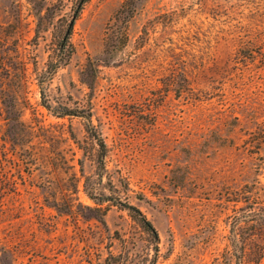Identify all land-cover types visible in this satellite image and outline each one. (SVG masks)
<instances>
[{
    "label": "rangeland",
    "instance_id": "rangeland-1",
    "mask_svg": "<svg viewBox=\"0 0 264 264\" xmlns=\"http://www.w3.org/2000/svg\"><path fill=\"white\" fill-rule=\"evenodd\" d=\"M75 2L0 0V264H264V222L225 255L244 195L264 207V0H132L110 27L123 0H87L46 77Z\"/></svg>",
    "mask_w": 264,
    "mask_h": 264
},
{
    "label": "trees",
    "instance_id": "trees-1",
    "mask_svg": "<svg viewBox=\"0 0 264 264\" xmlns=\"http://www.w3.org/2000/svg\"><path fill=\"white\" fill-rule=\"evenodd\" d=\"M87 0H76V2L71 7V12L67 17L63 19L64 25L60 27L59 36L53 43V47L51 49V53L49 55V60L47 62V70H46V77L51 76L58 67L62 64H65L72 51L73 47L70 42V34L72 32V28L74 25L75 20L79 16L81 10L83 9L84 4ZM133 8L132 0H123L120 7L116 10V12L111 17V24L108 23V26L115 24L117 21L124 22L131 14ZM120 35L116 34V29L112 30L108 33L105 31V36L103 38L104 49L105 53L111 51L112 47L115 45V42H118V38ZM88 66L94 69V64L92 60L89 58L86 64L85 69L83 70L84 73H88L87 69ZM48 106V105H46ZM66 114L72 115H80L85 117L88 120L86 131L88 135L95 141L98 146L97 151V166L99 169L104 168V157L106 155V143L104 142L101 135L97 132L95 127L90 123V111H73L67 107H64L62 111H58L57 115L62 116ZM248 192L249 190H245ZM88 197L95 200L96 204H101L103 201L110 200L112 204L116 205L121 209L127 210L131 216L136 218L139 223L146 229L149 234L153 237L154 242L158 241V233L152 222L145 216V214L138 208L136 205L128 202V201H121L118 197L115 196H102L97 197L92 192L87 193ZM246 205L244 207H240L237 214L232 216V221L230 225V235H229V245L230 249L225 251V255L227 253L231 257L234 254V248L237 242L240 240L242 241V250L246 252V245L250 240L251 236L254 235V225L255 223L264 222V207L259 206L258 203L254 199H251L248 195H244ZM86 209L90 212L89 216L95 217L98 219L102 224H105L104 221V211L101 207H86ZM155 252H157V245L154 246ZM258 256H260L258 254ZM228 257V255H227Z\"/></svg>",
    "mask_w": 264,
    "mask_h": 264
}]
</instances>
